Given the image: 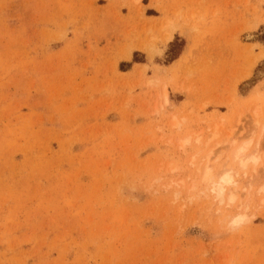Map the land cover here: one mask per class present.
I'll return each mask as SVG.
<instances>
[{"label":"rangeland","instance_id":"374dc122","mask_svg":"<svg viewBox=\"0 0 264 264\" xmlns=\"http://www.w3.org/2000/svg\"><path fill=\"white\" fill-rule=\"evenodd\" d=\"M262 126L264 0H0V264H264Z\"/></svg>","mask_w":264,"mask_h":264},{"label":"bare ground","instance_id":"6f19581e","mask_svg":"<svg viewBox=\"0 0 264 264\" xmlns=\"http://www.w3.org/2000/svg\"><path fill=\"white\" fill-rule=\"evenodd\" d=\"M173 39V34H169L167 33L166 36V42H170ZM144 46V44H143ZM129 55V54H128ZM166 96V95H165ZM167 97V96H166ZM168 100V99H167ZM166 100V101H167ZM257 116V115H256ZM257 122V121H256ZM177 125V124H176ZM175 125V126H176ZM264 126H262L263 128ZM249 141V140H248ZM238 142V141H237ZM247 142V141H244ZM243 142V143H244ZM241 144V143H240ZM239 144V145H240ZM250 144V143H249ZM249 144H241L240 146H238L237 148H235L234 150V154H233V160L235 162L238 163V166L241 167V169H245L248 166V160H251V162H253V166H255L258 162L259 159L256 155H252L248 158L246 153H248V149H249ZM248 151V152H247ZM252 151V150H251ZM254 151V150H253ZM259 152V151H258ZM253 153V152H252ZM255 153V152H254ZM232 155V154H231ZM250 162V161H249ZM211 168V167H210ZM209 167H206L205 172L202 175V181L206 183L207 186H209L211 188V190L216 193L220 198H223L228 192L231 195V191H234L235 189H232L233 187L236 186L237 181L234 179L235 177L233 176L234 173H232L230 170L227 171H221L218 173V175L215 176V174L212 172V170ZM235 170V169H234ZM262 171V170H261ZM260 171V172H261ZM245 174V172H244ZM243 174V175H244ZM217 177V178H216ZM263 178V176H262ZM261 178V179H262ZM259 180V179H258ZM252 181V180H251ZM247 183V182H246ZM264 183V182H263ZM262 184V183H261ZM246 186L248 185L249 187L246 188V186L243 185V191H246V195H251V191L250 186H254L251 185V183L245 184ZM251 187V188H252ZM260 190L264 191V186H259ZM208 188V187H207ZM259 189V188H258ZM257 189V190H258ZM242 190V189H241ZM236 191V190H235ZM264 193V192H262ZM234 199V195H231L230 200ZM264 202V199L262 200ZM244 219V216H242V213L238 216V218L236 219L235 223H238L239 221H242Z\"/></svg>","mask_w":264,"mask_h":264},{"label":"trees","instance_id":"16d2710c","mask_svg":"<svg viewBox=\"0 0 264 264\" xmlns=\"http://www.w3.org/2000/svg\"><path fill=\"white\" fill-rule=\"evenodd\" d=\"M135 62H137V60L135 59Z\"/></svg>","mask_w":264,"mask_h":264}]
</instances>
